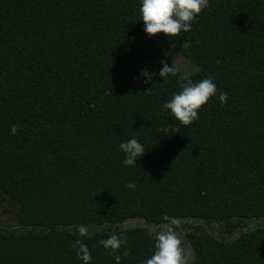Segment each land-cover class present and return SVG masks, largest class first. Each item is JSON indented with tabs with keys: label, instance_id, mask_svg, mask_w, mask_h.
Masks as SVG:
<instances>
[{
	"label": "trees",
	"instance_id": "16d2710c",
	"mask_svg": "<svg viewBox=\"0 0 264 264\" xmlns=\"http://www.w3.org/2000/svg\"><path fill=\"white\" fill-rule=\"evenodd\" d=\"M139 6L0 0V33L46 75L21 79L0 59V190L19 204L22 226L47 228L0 229V264H82L78 236L60 228L76 223L264 219V0H207L172 39L146 35ZM173 48L195 72L182 76ZM161 60L175 75L143 83L141 67L158 72ZM208 77L227 94L223 106L209 98L187 126L161 107L181 84ZM133 135L146 150L125 167L118 144ZM89 233L79 238L91 264H114L99 243L113 233L125 241L117 252H128L120 264H143L154 250L144 227ZM189 241V264H264V226L230 242L198 231Z\"/></svg>",
	"mask_w": 264,
	"mask_h": 264
},
{
	"label": "clouds",
	"instance_id": "9594fccd",
	"mask_svg": "<svg viewBox=\"0 0 264 264\" xmlns=\"http://www.w3.org/2000/svg\"><path fill=\"white\" fill-rule=\"evenodd\" d=\"M139 5V20L143 22V32L150 37L163 33L172 39V37L191 30L192 23L198 19L199 13L207 6V0H139ZM159 63L161 67L158 72H152L146 66L141 67L138 76L142 78L143 83L152 82L155 76L164 80L168 76L175 75V68L172 63L171 66L164 60ZM216 63L219 64L220 61L217 60ZM211 97H215L221 106L227 100V94L217 89L211 77L195 83L188 80L181 84L180 91L173 93L171 99L165 101L161 107L167 110V114L181 125L187 126L198 118V110ZM160 131L165 134L168 132V128L163 127ZM9 132L15 135L17 132L16 125H10ZM118 149L123 155L120 164L125 167L136 165L146 150L134 135L121 141L118 144ZM135 186L133 181L124 185L129 190L134 189ZM161 220L163 223L155 235L154 250L151 256L143 261V264H186V255L174 230L175 226L178 225V220L166 214L162 215ZM76 231L78 238L72 244L76 257L82 264H91L92 257L89 249L79 238H88L90 233L83 225L78 226ZM122 237V233L119 236L113 233L99 241L104 249L109 250L114 264H120L121 255H128L127 249L121 253L117 252L125 243Z\"/></svg>",
	"mask_w": 264,
	"mask_h": 264
},
{
	"label": "rangeland",
	"instance_id": "374dc122",
	"mask_svg": "<svg viewBox=\"0 0 264 264\" xmlns=\"http://www.w3.org/2000/svg\"><path fill=\"white\" fill-rule=\"evenodd\" d=\"M168 57L179 70L182 76L192 74L197 67L194 66L189 57L177 48H173L168 52ZM0 59L6 63L12 73L19 78H28L36 75L40 78L45 77L36 66H32L26 61L23 53L9 40L0 33ZM21 212L19 204L9 198L0 190V229L10 233H21L24 231L45 232L47 228L26 227L20 223ZM162 223L149 222L142 217L129 218L118 225L105 223H76L60 228H65L68 232L77 235V227L80 225L86 226L89 231L95 232H110L120 228L129 227H144L152 235L160 230ZM264 226V219H244V220H229V221H206L195 217H186L178 219V225L175 226L178 238L181 241V247L186 255V264H189L194 259V249L189 241V234L193 232H206L213 239L222 242H230L239 234Z\"/></svg>",
	"mask_w": 264,
	"mask_h": 264
}]
</instances>
